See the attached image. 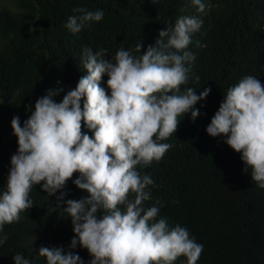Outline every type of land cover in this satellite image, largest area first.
Wrapping results in <instances>:
<instances>
[{
    "label": "trees",
    "instance_id": "trees-1",
    "mask_svg": "<svg viewBox=\"0 0 264 264\" xmlns=\"http://www.w3.org/2000/svg\"><path fill=\"white\" fill-rule=\"evenodd\" d=\"M9 3L0 264H264V0Z\"/></svg>",
    "mask_w": 264,
    "mask_h": 264
},
{
    "label": "rangeland",
    "instance_id": "rangeland-1",
    "mask_svg": "<svg viewBox=\"0 0 264 264\" xmlns=\"http://www.w3.org/2000/svg\"><path fill=\"white\" fill-rule=\"evenodd\" d=\"M10 1L11 0H0V6L9 5ZM0 101H1V97H0ZM6 128H7V126H6ZM4 177H5V183L7 185H11L16 181L15 172H14V170L10 164H8V166L4 172Z\"/></svg>",
    "mask_w": 264,
    "mask_h": 264
}]
</instances>
